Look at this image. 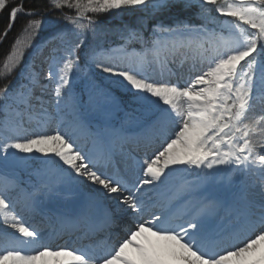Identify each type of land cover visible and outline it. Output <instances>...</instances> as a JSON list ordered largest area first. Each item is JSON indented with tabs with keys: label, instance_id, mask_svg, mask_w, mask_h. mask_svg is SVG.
<instances>
[{
	"label": "snow or ice",
	"instance_id": "snow-or-ice-1",
	"mask_svg": "<svg viewBox=\"0 0 264 264\" xmlns=\"http://www.w3.org/2000/svg\"><path fill=\"white\" fill-rule=\"evenodd\" d=\"M125 10L145 15L116 28L101 19ZM2 12L3 37L18 16L26 19L0 66V79L17 76L0 87V167L25 175L0 179V264H264V0H47L27 9L23 0H0ZM193 13L200 23L186 19ZM44 28V47L26 62ZM108 33L119 38L115 46L99 43ZM179 58L181 68L196 69L189 79L149 75L174 74ZM125 104L141 113L135 137L87 120ZM52 123L54 131L28 132ZM65 125L86 132L93 149ZM153 132L159 142L138 162L142 175L109 174L117 148ZM184 171L197 179L169 187ZM65 188L84 194L70 211L44 217L53 232H116L115 240L75 248L42 239L41 225L26 217L44 215L45 202Z\"/></svg>",
	"mask_w": 264,
	"mask_h": 264
},
{
	"label": "trees",
	"instance_id": "trees-1",
	"mask_svg": "<svg viewBox=\"0 0 264 264\" xmlns=\"http://www.w3.org/2000/svg\"><path fill=\"white\" fill-rule=\"evenodd\" d=\"M16 3H19L20 0H15ZM47 2V0H23V5L24 8H30L36 5H40L42 6L43 4H45ZM145 13L141 12V11H133V10H125L123 12H118L115 16H110L108 14H101V19L105 21V26H110L113 28H116L118 26H120L122 23H135L140 17L144 16ZM6 16L7 13L6 12H2L0 13V66H2L3 64V60L5 58V56L10 52L11 50V46L12 44L15 42V39L18 38V33L19 30L22 26V24H24L25 22V16L20 15L17 18V21L15 23V25L13 26V28L8 32L6 37H3V32L4 29L6 27ZM54 18V16H45V19H52ZM186 19H188L190 22L193 23H200L199 18L193 13L190 14L188 17H186ZM48 38V30L47 28H44L41 30L40 35L35 39V41L33 42V46L31 48H28V50L25 53V61L27 62L30 58L33 59V53L36 49V47L38 45H43L42 41ZM119 42V38L112 34V33H108L107 35H102L100 38L99 43L104 46V47H109V46H115L117 43ZM44 47V46H42ZM49 47H51V45H49ZM137 49L139 50L140 45L138 43H132L129 45V50L131 49ZM47 55V49H45V56ZM44 57L42 56H36L35 57V64H36V68L39 69V71L41 73H46L47 72V64H42L41 61L43 60ZM19 71V69L17 70ZM95 71V70H94ZM97 73V77H100V74L95 71ZM106 77V76H104ZM113 80H115V77L112 78ZM17 80V76L16 74H13V76L9 77L7 80L5 79H0V87H2L5 83H9L11 82L12 84H15ZM107 83V81H105ZM76 85L78 88H82L83 85L81 83L80 80H76L75 81ZM112 90L114 95H116L118 98H121L122 100L127 101L128 97L125 95V89H122L120 87H118L116 84L112 85ZM85 99H87V97L85 96ZM135 105H130V104H125L124 105V111H120L118 113L112 114V115H107L105 113H103L106 116H109V119L111 120V123L114 124L115 126L119 127L122 126L124 128L129 129L130 127L126 126L124 121H125V117H141V113L138 111H134L135 109ZM129 113V116H126L125 113ZM87 120L90 122V124L93 126V128L98 124L102 122V119H100V116L97 113H94L93 116L87 117ZM28 128L33 129L34 131H38L37 130V125L36 124H32L31 126H28ZM25 174L22 173L20 171V177H23ZM13 200H15V194H12L11 197ZM28 219V217H26ZM29 220V219H28Z\"/></svg>",
	"mask_w": 264,
	"mask_h": 264
},
{
	"label": "rangeland",
	"instance_id": "rangeland-1",
	"mask_svg": "<svg viewBox=\"0 0 264 264\" xmlns=\"http://www.w3.org/2000/svg\"><path fill=\"white\" fill-rule=\"evenodd\" d=\"M172 67L174 70V74L165 73L163 77L161 76L159 70L153 71L152 69H149L148 73L153 79H172L173 81H175L177 78H179L181 82H183L184 80L189 79L190 72L196 70L193 68V65L191 62L186 63L185 66L181 68V61L180 62L177 61L175 65H172ZM198 67H199V64H197L196 68L198 69ZM36 70L39 71L38 68H36ZM96 71L99 72V70H96ZM103 75L108 76V74H103ZM94 112H97V111H92L88 113L87 115H90ZM97 113L99 114L100 112H97ZM260 114H261V110H260V106L258 105L257 112L254 115H260ZM136 123H137V120H135L134 118L126 117V124L128 126L135 127ZM51 125H54V126L51 127L50 130H48L50 125L47 127H39V128L42 130L44 129L45 131L47 130L54 131L56 128V124L52 123ZM64 130L69 131V132H75L77 143L80 145V147L84 148L86 151L93 149V144L91 140L88 138V135L86 132H82L75 128H70L67 125H65ZM28 132L30 133L32 131L28 128ZM158 142H159V139L157 137V138H154V141H151L150 144L145 147L131 148L130 144L127 143L124 145L122 150L120 148H117L114 154L115 165L114 166L112 165L108 169L109 174H116L124 178H127L129 176L128 179L134 178L137 174L142 175V172L141 173L137 172L138 162H142L146 158V152L150 155L151 148L154 147L155 144ZM121 163L126 164L127 168H125V170L119 168ZM5 177H9V178L10 177H20V170L14 169L12 167H0V179H3ZM234 180L241 193L244 187L241 179L234 178ZM93 187H98V186H93ZM83 194H84V191L82 190L77 191V190H70L67 188L62 189L61 193L58 194L57 197L53 201L45 202L46 206L43 208L44 216H50L55 212L70 211L73 206V202L77 198L82 196ZM9 231H12V230L9 229ZM48 233L45 234L44 237H42V239L47 243H48V240L49 241L51 240L47 238ZM115 239L116 238H114L113 240ZM82 247H92V246H90L89 244H86L84 246L80 245L78 248H82Z\"/></svg>",
	"mask_w": 264,
	"mask_h": 264
},
{
	"label": "bare ground",
	"instance_id": "bare-ground-1",
	"mask_svg": "<svg viewBox=\"0 0 264 264\" xmlns=\"http://www.w3.org/2000/svg\"><path fill=\"white\" fill-rule=\"evenodd\" d=\"M156 135H157V133H156ZM157 137H158V135H157ZM112 165H113V166L115 165V159H114V157L112 158L111 166H112ZM111 166H110V167H111ZM119 168L125 170V168H127V166H126V164L121 163L120 166H119ZM128 175H130V174H128ZM128 177H129V176H128ZM128 177H127V179H128ZM177 177H178V173H174V174L172 175V177L170 178V182H169V183H173V182H175L176 179H177ZM162 191H163V189L159 190V197H158V198L163 202V201H165V199L167 198L168 195L160 196V194H161ZM73 203H74V202H73ZM177 207L179 208V205H177ZM111 235H112V238H115L116 235H117V233H116V232H112Z\"/></svg>",
	"mask_w": 264,
	"mask_h": 264
}]
</instances>
